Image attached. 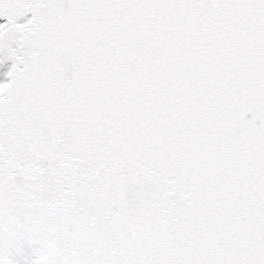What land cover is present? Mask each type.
Returning a JSON list of instances; mask_svg holds the SVG:
<instances>
[{
	"label": "snow or ice",
	"instance_id": "1",
	"mask_svg": "<svg viewBox=\"0 0 264 264\" xmlns=\"http://www.w3.org/2000/svg\"><path fill=\"white\" fill-rule=\"evenodd\" d=\"M0 264H264V0H0Z\"/></svg>",
	"mask_w": 264,
	"mask_h": 264
}]
</instances>
